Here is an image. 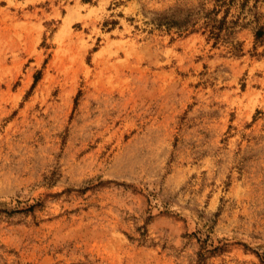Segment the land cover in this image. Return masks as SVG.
Masks as SVG:
<instances>
[{
	"label": "rangeland",
	"instance_id": "rangeland-1",
	"mask_svg": "<svg viewBox=\"0 0 264 264\" xmlns=\"http://www.w3.org/2000/svg\"><path fill=\"white\" fill-rule=\"evenodd\" d=\"M217 4L0 0V264H264V0Z\"/></svg>",
	"mask_w": 264,
	"mask_h": 264
},
{
	"label": "trees",
	"instance_id": "trees-1",
	"mask_svg": "<svg viewBox=\"0 0 264 264\" xmlns=\"http://www.w3.org/2000/svg\"><path fill=\"white\" fill-rule=\"evenodd\" d=\"M216 2H218L219 4L216 5L217 10L214 9V13L219 11V8H223L224 6L226 7L224 9V15L222 16L221 19L217 20L215 17L211 18L213 20V23H215V25H212L211 29H210V34L215 38L218 39L220 37V31L222 29V27L224 26V24L227 22V16H228V12H229V4L233 2V0H216ZM264 34V26H260L256 33V39H259L263 36Z\"/></svg>",
	"mask_w": 264,
	"mask_h": 264
}]
</instances>
